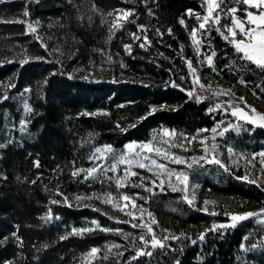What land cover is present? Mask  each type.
<instances>
[{
	"label": "trees",
	"instance_id": "16d2710c",
	"mask_svg": "<svg viewBox=\"0 0 264 264\" xmlns=\"http://www.w3.org/2000/svg\"><path fill=\"white\" fill-rule=\"evenodd\" d=\"M92 3L93 0H71V3L69 0H0V58L7 57L9 61L0 64V81L7 83L11 78L14 84V87L7 89V99L0 101V143L13 140L6 148L0 149V172L7 174V180H0V238L9 236L8 241L0 245V261L14 260V264H76L80 261L81 254L92 246L103 251L106 242L116 241L121 245L128 243L119 234L99 230L84 237L71 235L64 240L58 238L65 231L66 225L70 230L72 225L82 226L93 219L126 232L139 231L133 229L131 224L109 219L103 212L92 207H76L74 200L72 207L49 204L50 196L60 198L52 191L57 184L70 198L73 193L103 190L101 182L85 183L71 178L70 174L73 160L76 161V166H89L87 157L91 154L93 145L110 143L115 149H119L130 140L151 138L152 130L161 126L195 133L198 128H212L216 121L224 118L240 123L232 117L231 112L225 113L223 109H218L208 113L205 110L208 107L207 101L196 103L188 99L181 89L171 84L164 87L163 82L169 79L184 87L191 85L187 65L177 55V51L183 44V55L194 61L196 59L189 30L197 21L185 10L192 8L202 12L201 0H149L148 7L152 8L154 16L148 14L140 0H95L105 11L134 7L139 13L135 22H127L124 28L117 29L110 41L105 36V24L100 23V15L92 11ZM73 5L83 14L82 20L77 18L79 13ZM25 6L29 9L27 19L39 18L37 32L47 44V49L40 46V41L32 33L25 34V25L15 20L17 16L23 18ZM237 14L242 15L239 11ZM89 15L93 20L91 25L88 23ZM181 16H184L188 28L179 23ZM136 23L148 25L147 35L152 44L147 48H140L139 43L129 34L141 31L137 29ZM168 26L173 29L171 34L166 31ZM157 27L163 31V36L155 34ZM203 39L205 43L201 45L202 54L210 52V47H214V63L219 69L218 73H214L206 62L203 67L198 65L204 82L211 80L213 85L231 88L236 97L243 95L249 103L264 110V99L253 95L252 91L255 89L256 93L264 96L261 92V86H264V69L250 62L240 61L233 46L215 31ZM124 43L131 44V53L124 50ZM22 45L29 55H40L46 59L30 60L20 65L11 57L16 53L23 54ZM56 48H60L64 54L56 52ZM101 48L112 54L111 62H108L106 55L97 51ZM72 50L78 51L68 59ZM58 58L61 63L56 62ZM121 59L127 67L120 66ZM89 60L97 65L93 73L103 76V79H80L83 76L81 71L75 72L71 78L63 74L64 71L72 72L74 68L80 69L81 65L84 66L83 69H91ZM233 60L241 65L239 69L233 68L230 63ZM101 64L103 71L98 67ZM169 68L172 72L168 71ZM49 72H53V75L49 76ZM121 73L125 76L124 79L117 77ZM181 74L186 76L183 81L180 80ZM241 76L247 84L239 82ZM45 77L49 82L38 84ZM27 85H31L32 89L25 93L23 90ZM38 88L42 90V96L37 94ZM4 91L5 89L0 88V94ZM24 99L32 105L31 113L25 114L22 102ZM161 103L179 107L175 110L170 107L160 109L145 120L136 121L138 116L144 115L150 104ZM97 108L108 109V114H84V110L92 112ZM22 117L29 120L25 132L20 131L19 120ZM116 121L123 127H128L133 122L136 126L128 127L123 132L117 128ZM89 132L96 134L91 143L87 142ZM217 138L223 148L230 142L237 150L250 154L264 147V128L253 127L245 122V127L239 134L229 130L224 138ZM82 140L85 143L82 144ZM189 153L191 152L187 154ZM221 158L227 162L224 155L221 154ZM36 159L40 161L38 168L33 166ZM57 165H60L62 171L54 174L51 170ZM230 167L232 171L226 172L214 163L203 164L190 175V181L199 185L197 208L180 200V192L157 191L147 202V207L159 221L157 233L163 235L161 229L167 228L177 235L181 231L191 233L195 238L199 231L210 228L214 220L224 222L229 219L223 214L225 206L234 211L264 207V192L255 185L236 178L245 174L242 167ZM37 172L42 175L37 177ZM17 176L21 179L18 180ZM24 177L28 179L24 180ZM34 178L36 183H30ZM127 190L133 191L131 188ZM205 198L218 201L220 210L215 216L199 211ZM94 203L105 211L121 215L122 220L127 219L110 206L102 205L99 201ZM48 207L58 212L61 219L42 220L41 216ZM15 225L20 226L18 234L24 239L23 247H19L9 235L16 230ZM205 236L203 242L191 244L178 235L177 240L166 242L175 251L157 248L153 250L151 257H137L134 264H173L176 258H179L180 264H264V248L258 247L246 252L239 247L240 243L250 245L264 236V225L256 218L238 222L235 227L210 231ZM43 244L48 247H42ZM129 253H132V249L124 253L123 259L126 260ZM101 255L92 264H116L111 256L104 260Z\"/></svg>",
	"mask_w": 264,
	"mask_h": 264
},
{
	"label": "snow or ice",
	"instance_id": "6c2138e0",
	"mask_svg": "<svg viewBox=\"0 0 264 264\" xmlns=\"http://www.w3.org/2000/svg\"><path fill=\"white\" fill-rule=\"evenodd\" d=\"M144 3L145 8L150 16H154L152 8L148 7L149 0H140ZM154 2V0H153ZM71 3V0H69ZM77 7L76 5H73ZM201 7L203 11H196L192 8H187L185 11L196 18L197 24L191 26L189 30V37L191 45L195 51V61L183 55L184 45H180V49L177 51V55L185 61L188 69V76L191 78V85L184 87L182 84L177 83L175 80L169 79L163 82L164 87L171 84L173 87L181 89L187 94V98L194 100L196 103L208 102L206 112L212 113L218 109H223L225 113L231 112L232 117H235L236 121L240 123H234L232 120H228L225 123L224 120H218L211 128V140L207 135V129H196L195 133H189L184 130H178L175 128H169L167 126H161L158 129H153L151 138L146 140H130L123 145L121 150H117L110 143L103 145H93L91 148V154L87 159L91 161V164L87 167L76 166V161L71 162L70 168L71 178L82 180L85 183H95L101 181V187L103 190H93L89 193L80 192L73 193L70 198L60 188L59 184L52 190L60 198L50 196L49 204H65L69 207L73 206V200L76 207H92L96 211H101L105 216L111 220L121 221L131 224L133 229H139L138 232H126L119 227L106 226L101 224L97 219H93L90 222H86L82 226L72 225L70 230L69 226H65V231L58 238L64 240L71 235L84 237L88 234H92L99 230L105 233L119 234L124 240L128 241L127 244L121 245L116 241L106 242V246L101 250L97 246H92L87 252L81 254L80 261L76 264H92V261L96 260L98 255L101 258L108 260L111 256L116 264H130V262L136 261L137 257L153 255V250L159 248L160 250L172 249L175 251L171 244L166 243L168 240H177L178 235L184 237L189 243L196 244L197 241L203 242L206 238L205 234L217 229H224L229 226L235 227L237 222L243 221L246 218H256L261 225H264V207L257 210H244L234 211L227 206L224 207L223 214L229 219L224 222L213 221L210 228H204L199 231L193 238L191 233L181 231L178 235L171 232L170 229H161L164 233L161 235L157 233L156 228L159 227V221L155 214L147 207V202L154 196L157 191L164 192L170 189L172 192L179 191L182 195L180 200L187 203L192 208H197V189L199 185L190 181V175L197 169L201 168L203 164H216L220 168H223L226 172H231L232 169L229 166L237 165L238 161L232 159V157L238 156L245 161V174L236 177L239 180L247 181L250 184L255 185L257 188L264 192V147L259 152H237L235 147L229 142L224 147L226 148L228 161L226 162L221 158V145L217 140V137L224 138L229 130H234L237 134L245 127V122L251 124L253 127H264V110H259L254 104L247 101L246 97L241 95L235 96V93L231 88H224L220 84L213 85L211 80L207 83L202 78V73L199 71L198 65L203 67L204 62L211 67L212 72L218 73L219 69L214 63V57L216 56V49L210 47V52L202 54L201 45L205 43L203 37L211 35L212 31L220 34L222 39L228 44L232 45L235 53L240 61L250 62L255 64L258 68L264 69V0H201ZM79 13V9L77 7ZM92 11L98 13L101 17V25L108 23V36L107 40L110 41L115 31L125 27L127 22H135L136 17L139 15L136 8H115L105 11L93 0ZM238 11L242 15H238ZM135 14V15H133ZM29 9L27 6L23 8V18L20 16L15 17L17 22L25 25V34L32 33L34 38L40 41V46L47 49V44L44 42L40 34L37 32V28L40 26L39 18L36 20H29ZM105 17L109 19L106 21ZM223 17V19H222ZM79 20L83 19V14L79 13ZM93 22L92 16L89 15L88 23L91 25ZM181 25H186L184 16L179 18ZM63 26V25H61ZM137 29L141 30L139 33H129L134 40L139 43L140 48H147L152 44V40L147 35L148 25L143 23H136ZM166 31L172 33L173 29L168 26ZM155 34L157 36H163V31L157 27L155 28ZM143 36V39H140ZM75 39V37H74ZM211 46V41H208ZM171 47V45H169ZM123 48L127 53L132 52V46L129 43H124ZM56 52L64 53L60 48L55 49ZM76 51L72 50L68 54V59L76 55ZM97 51L107 56L108 62L113 60V56L110 52H105L103 48L97 49ZM21 52L14 54L11 59L17 60L20 65H24L30 60L43 61L46 58L40 55H29L25 46H21ZM119 55V53H117ZM163 55V53H160ZM167 59H171L166 57ZM9 62L7 57L0 58V64ZM57 63H61L58 58ZM122 68L127 67L124 61H119ZM235 69L241 67L235 60L230 62ZM89 64L92 68L89 69V74L81 76L80 79H103V76H97L93 73V69L97 67L92 60H89ZM84 66L81 65V68ZM101 71L104 70L103 64L98 66ZM61 68L63 65L61 64ZM80 71V69L74 68L72 72L64 71L63 74L68 77H73L74 73ZM172 72V69H168ZM53 75V72H49V76ZM123 75V73H121ZM239 75V73H238ZM112 79H115L113 77ZM186 76L181 74L180 80L183 81ZM49 81L45 77L41 82L47 84ZM240 83L247 84L244 78L240 77ZM144 83V81H140ZM14 87L11 78L7 83L0 81V88L5 91L0 94V101L7 99L9 93L7 89ZM32 89L31 85H27L24 88V92L28 93ZM253 95H257L258 98L264 99V96L256 93L253 89ZM261 92L264 93V86H261ZM38 95H43L42 90L37 89ZM222 97H228L223 99ZM23 108L25 114L33 111L32 105L27 99L23 101ZM171 108L175 110L179 105L169 106L166 103L150 104L148 110L144 115L138 116L136 121H143L146 117L156 113L160 109ZM84 114L90 116H96L97 114H108V109L97 108L95 111L88 112L84 110ZM80 115V113H77ZM29 120L22 117L19 120L20 131H26V125ZM117 128L120 131L126 132L128 127H135L136 123L133 122L128 127L120 125L119 121H116ZM15 125H12L14 127ZM96 134L89 132L87 142L91 143V140ZM13 143V140H8L4 143H0V149L6 148L8 144ZM81 143H85L82 140ZM197 148L201 151L197 152ZM173 149H180L181 151H174ZM191 152V155H187ZM2 155V153H0ZM30 155V154H29ZM258 160L259 168H256L255 161ZM171 164L182 165L183 167H171ZM34 167H40L39 159L33 161ZM251 166V167H249ZM137 169L146 170L145 172L138 171ZM54 174L62 171L60 165H57L55 169L51 170ZM111 172L112 175L108 173ZM150 174V175H149ZM42 174L37 172L36 176L40 177ZM17 179H21L17 176ZM27 180V177L23 178ZM0 180H7V174L0 172ZM30 183H36V179L29 181ZM113 185L115 190H112ZM129 187L140 188L143 190L142 194L139 191H129ZM47 190V188H46ZM87 201V204H85ZM99 201L102 205L110 206L115 212L123 214V217L127 219L122 220L121 215L113 214L112 212L105 211L99 205L94 203ZM139 201V202H138ZM203 206L199 207V211L210 213L215 216L220 210L217 200H210L205 198L203 200ZM243 203V202H242ZM211 206V207H210ZM42 220L51 221L53 219L60 220V214L54 212L51 207L41 216ZM19 225H15L16 230L11 231L9 235L14 239L15 243L19 247H23L24 239L19 235ZM251 235V233H250ZM9 236L0 238V245L6 243ZM150 246V247H149ZM42 247H48L47 244H43ZM240 249L244 251H251L258 247L264 248V236L250 245L246 243H240ZM132 249V253H129L127 259H123L124 253ZM183 244H181V250ZM75 260V258H74ZM0 264H14V260L4 259L0 261ZM173 264H180L179 258L174 259Z\"/></svg>",
	"mask_w": 264,
	"mask_h": 264
},
{
	"label": "rangeland",
	"instance_id": "374dc122",
	"mask_svg": "<svg viewBox=\"0 0 264 264\" xmlns=\"http://www.w3.org/2000/svg\"><path fill=\"white\" fill-rule=\"evenodd\" d=\"M109 18L108 17H105V20L107 21ZM105 36H108V23L106 22L105 23ZM80 71H81V73L83 74V76L84 75H88L89 74V71L87 70V69H83V68H80ZM117 77H120L121 79H124L125 78V76H123V75H121V74H117ZM224 121H225V123H227L228 122V120L229 119H227V118H224L223 119ZM259 127H261V126H259ZM262 128H264V127H262ZM208 130V132H207V135L209 136V139L211 140V136H212V133H211V128L210 129H207ZM218 139V138H217ZM233 145V144H232ZM234 146V145H233ZM235 147V146H234ZM123 148V147H122ZM122 148H119V149H117V150H121ZM235 149L237 150V148L235 147ZM177 150H180V149H177ZM199 151H201L199 148H197V152H199ZM260 150H258V151H256V152H259ZM237 152H241L240 150H237ZM192 153H189V154H187V155H191ZM221 154L222 155H224V157L227 159V161H228V155H227V151H226V148L224 147H222L221 146ZM232 159H234V160H237L238 161V166L237 165H232V164H230V166H233V167H242L244 170H246L245 169V161H244V159H242V158H240V157H238V156H233L232 157ZM91 164V161H89V165ZM255 164H256V168L254 169V171H257L258 170V168H259V164H258V160L257 161H255ZM171 167H183L182 165H175V164H171L170 165ZM249 167H251V166H249ZM138 171H141V172H145V174H147L146 173V170H141V169H137ZM109 175H112V173L111 172H109L108 173ZM150 175V174H149ZM98 182H101V181H98ZM113 187H114V189H112V190H115V186L113 185ZM129 188H131V189H133V191L135 192V191H139V192H143V190L142 189H140V188H132V187H129ZM167 191H171L170 189H168ZM164 192H166V191H164ZM177 192H179V191H177ZM257 209H259V208H257ZM257 209H255V210H257ZM246 219H248V218H246ZM245 219V220H246ZM239 222H241V221H239ZM238 223V222H237Z\"/></svg>",
	"mask_w": 264,
	"mask_h": 264
}]
</instances>
